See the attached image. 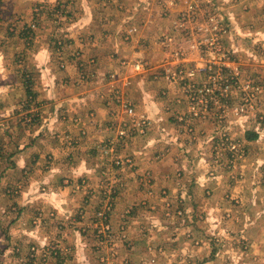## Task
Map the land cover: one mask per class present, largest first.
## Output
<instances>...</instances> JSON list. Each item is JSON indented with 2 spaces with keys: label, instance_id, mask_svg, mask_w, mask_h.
Listing matches in <instances>:
<instances>
[{
  "label": "rangeland",
  "instance_id": "1",
  "mask_svg": "<svg viewBox=\"0 0 264 264\" xmlns=\"http://www.w3.org/2000/svg\"><path fill=\"white\" fill-rule=\"evenodd\" d=\"M170 1L157 0L169 32L158 39L156 65L145 57L122 58L120 69L103 75L102 91L94 60L76 63L73 84L97 88L104 106L119 108L122 116L115 132H107L95 146L94 175L100 170L96 184L83 175L65 173L67 183L51 187L31 158L30 166H15L25 155L17 153L26 143L23 132L38 119L33 73L27 67L35 53L31 40L47 26L49 43L60 58L58 69L64 70L66 59L75 57L61 56L69 44L66 37H57L64 33L48 23L70 15L53 1L0 0V264H264V218L259 213V204L264 205V199L259 202L264 198V77L252 71L264 60V48L242 40L251 50L244 48L246 57L231 46V23L224 8L236 0H199L208 3L207 13L225 30L219 50L209 45L207 50L198 33L174 30L184 7H171ZM24 26L29 28L26 33ZM22 29L24 37L18 40ZM139 30V25L127 22L124 42L138 41ZM227 62L239 69L233 81ZM138 63L143 66L139 71ZM15 69L24 70L26 88L18 87ZM167 71L175 81L167 78ZM111 75L117 78V93ZM136 76L158 86L167 118L182 131L174 132L175 143L195 148L202 141L207 146L194 154L186 148L183 156L188 161L199 158L205 166L194 169L197 175L173 168L170 177L176 185L171 197L162 185L166 172L158 166L171 155L163 146L164 121L139 111L125 94ZM10 81L17 87H9ZM226 81L229 88L223 92ZM27 87L32 102L24 98ZM124 101L131 104L134 116L126 114ZM251 134L254 139H249ZM65 143L71 148L77 142ZM177 154L182 156L177 152L172 157L179 158ZM48 167L46 163L44 170ZM197 178L202 186L193 185L197 188L191 198L182 201L176 194L183 182ZM204 179L210 184L204 185ZM57 192L63 199H54Z\"/></svg>",
  "mask_w": 264,
  "mask_h": 264
},
{
  "label": "crops",
  "instance_id": "2",
  "mask_svg": "<svg viewBox=\"0 0 264 264\" xmlns=\"http://www.w3.org/2000/svg\"><path fill=\"white\" fill-rule=\"evenodd\" d=\"M34 1H40L44 4L53 1L56 5L65 8L63 11L70 15V19H58L48 24L55 26L57 31L64 33L57 37L62 40L65 37L67 39L65 44H69V46L64 49V52H61V56L67 58L68 55H71L75 59H66L65 69L60 71L58 69L60 58L59 55L56 56L52 43H49L52 35L49 34L47 26L37 37L32 38L35 53L31 54L32 59L28 62L27 67L33 73L32 90L36 97L34 98L39 104L38 111H35L38 113V119L30 124L29 132H23L26 143L17 148V153L25 155L22 159L18 157L19 163L15 167L30 166L31 161L29 159L31 158L33 165L36 164L38 171L41 172L39 176L44 178V184L51 187H63L67 183L65 179L69 177L65 176V173H73L75 177L83 175L94 180L90 183L96 184L95 181L100 179L98 177L100 170L97 171V176L94 175L97 169L94 162V159L97 160L95 146L106 138L107 132H115L122 111L117 107L111 109L104 106L103 101L98 97L97 88L76 87L73 84L78 77L76 63L79 60H94L95 63L92 67L98 75L97 85L99 88L102 85L103 91L105 90L103 83L106 81L105 78H102L103 75L120 69L119 65L122 58L145 57L153 65L157 64L160 54L157 42L169 32L168 18L162 15L157 0ZM220 3L218 6L225 7L223 3L221 5ZM239 8L242 9V13L236 11ZM224 9L225 15L231 23L229 39L231 46L235 48L234 51L239 52L240 55H245L243 52L245 49L247 52H251L249 46L242 45V40H246L249 44L251 42L259 44L264 48V0H236L234 5H228ZM127 22L139 25L138 41L124 42L122 32ZM27 23L28 21L24 20V25ZM57 25L60 27H56ZM24 28L28 29L26 26ZM23 29L20 37H17L18 40L24 37ZM252 67H254L252 71L264 77V60L261 64L258 63ZM26 69L24 67L25 71ZM24 70L15 69L17 76L14 77L19 83L18 87L22 89L26 84ZM13 86L17 87V84L15 86L10 81L9 87ZM28 91H31L30 88L27 89ZM157 91L158 86L151 83L148 77L136 76L132 79V83H130L125 94L135 103L139 111L154 116V120L164 121L163 125L167 135L163 138V146L168 147L167 150L171 155L163 166L162 164L158 166L163 169V173L166 172V178L162 181V185L165 186L171 197L170 191L176 185V181L173 182L170 177L171 170L179 168L187 173L197 175L198 172H195L194 169L205 165H201L197 161L199 158L188 161L183 153L185 154L189 149V152L194 154L195 151L207 146H204L202 141L196 144L195 148L187 146L183 148L180 143H175L174 132L182 131L172 123L175 121L173 118H169L170 116L167 118L164 104L157 96ZM26 97L28 102L33 101V97L25 94L24 98ZM28 102L27 104H29ZM32 112L29 111V113ZM199 115L201 116V114ZM206 138H208V134H206ZM67 139H73L77 143L70 148L65 143ZM177 152H182V156L177 154L179 158H173L172 155ZM46 163H49V167L44 170ZM262 163L264 165V161ZM261 170V175H264V166ZM60 173L63 175L60 176ZM261 177L260 183L264 184V177ZM206 180H203V182L205 181L204 185L210 184ZM200 181L198 178L196 182L191 179L185 180L183 187H181L182 190H179L176 195L182 201L189 200L197 186H202ZM193 185H197L196 188ZM68 186L70 187V184ZM52 197L46 195V199L53 200ZM54 197L55 200H61L64 195L57 192ZM262 199L264 198L260 197L259 202ZM263 206V204H259V213L262 218H264ZM251 229L252 227L249 226L245 231ZM248 239L251 241L250 236ZM261 247L264 248V241L261 243Z\"/></svg>",
  "mask_w": 264,
  "mask_h": 264
},
{
  "label": "built area",
  "instance_id": "3",
  "mask_svg": "<svg viewBox=\"0 0 264 264\" xmlns=\"http://www.w3.org/2000/svg\"><path fill=\"white\" fill-rule=\"evenodd\" d=\"M178 3L184 7V10H181L176 18H175V28L174 30H182L186 32H195L201 35L202 41L201 43L206 45V49L208 50V46L211 47L213 50H219L221 46L220 39L222 35L225 33V30L222 29V25L220 20L215 17L214 15H209L206 11L208 7V3L200 2L199 0H171L169 5L171 7L176 6ZM208 43V44H207ZM143 66L138 63L135 65V69L139 71L142 69ZM227 71L230 72V76L233 81L239 75V69L233 63L227 62L226 63ZM139 73V72H137ZM169 71H167V78L174 80L173 76H169ZM182 72H178V75H181ZM111 87L113 88L114 92L119 91V84H116L117 78L115 75L110 76ZM229 81H226L223 92H226L229 88ZM116 85V87H115ZM245 88H250V84L245 85ZM207 92H211V90H206ZM123 106L125 108V112L129 116H134L135 111L131 104L127 101L123 102ZM180 120L184 119L183 116H179Z\"/></svg>",
  "mask_w": 264,
  "mask_h": 264
},
{
  "label": "trees",
  "instance_id": "4",
  "mask_svg": "<svg viewBox=\"0 0 264 264\" xmlns=\"http://www.w3.org/2000/svg\"><path fill=\"white\" fill-rule=\"evenodd\" d=\"M26 31L28 32V31H29V28H28V30L26 29L24 33H26ZM26 95L32 97V96H31L32 93H31L30 91H28V92L26 93ZM248 137H249V139H254V138H255L254 134H253V135L251 134V136H248ZM0 151H1V149H0Z\"/></svg>",
  "mask_w": 264,
  "mask_h": 264
}]
</instances>
